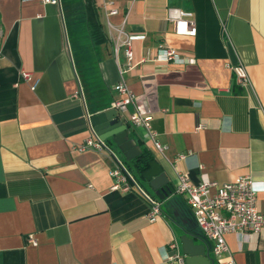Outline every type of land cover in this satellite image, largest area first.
<instances>
[{
	"label": "crops",
	"instance_id": "0c3cea01",
	"mask_svg": "<svg viewBox=\"0 0 264 264\" xmlns=\"http://www.w3.org/2000/svg\"><path fill=\"white\" fill-rule=\"evenodd\" d=\"M112 1L120 9L112 23L126 14V31L137 35L135 67L123 80L146 98L166 150L156 151L126 122L131 106L121 119L167 175L170 193L150 222L141 193L111 190L112 155L78 150L90 136L86 112L110 109L118 98L99 0H61L60 8L0 0V264H179L165 255L183 256L182 235L203 243L174 191L176 171L195 184L249 176L264 212V0ZM169 8L191 14L195 37L174 33ZM162 49L183 62L157 60ZM238 62L250 80L246 89L234 83ZM22 71L32 74L34 90ZM225 241L228 255L213 264L228 256L235 264H264V233L228 234ZM173 242L177 251L169 249Z\"/></svg>",
	"mask_w": 264,
	"mask_h": 264
},
{
	"label": "built area",
	"instance_id": "2783aa9c",
	"mask_svg": "<svg viewBox=\"0 0 264 264\" xmlns=\"http://www.w3.org/2000/svg\"><path fill=\"white\" fill-rule=\"evenodd\" d=\"M38 1L44 5L61 7V0ZM131 1L134 2L135 0ZM99 5L103 11L105 24L113 44L119 75L118 82L113 86L118 98L113 102L112 108L116 109L117 114L121 118L128 111V107L131 106L133 110L126 118V122L133 129L140 131L142 140L150 141L156 151L163 153L166 147L157 141L156 134L151 128L152 110L146 98L132 93L123 80V75L135 67L132 43L137 35L126 31V14L122 15L118 25L112 23L111 19L120 15L119 6L115 1L99 0ZM190 17V13L178 8H169L167 10V20L173 24L174 33L178 36H196V25L190 20ZM119 53L123 55V62L119 60ZM156 58L166 62H183V59L173 49L159 50ZM231 71L237 87L246 89L250 86L248 74L241 62L232 66ZM20 78L30 84L31 90L35 89L36 82L33 81L31 73L22 71ZM85 117L90 136L83 145L78 147V150L92 149L98 152L105 151L112 155L114 164L109 171V176L113 180L111 190L129 192L134 189L141 193L150 205L147 217L150 222H154L156 216L160 213L159 202L142 191L125 164L113 154L105 142L97 138L91 125V115L86 112ZM200 128L201 125L197 126V129ZM175 173L176 184L174 191L190 209L195 223L202 234L203 244L210 258L212 257V261L222 260L228 255L225 241L226 235L245 236L264 233V212L258 210L257 195L249 176H239L230 182L222 184L209 180H203L195 184L187 173L177 171ZM27 242L36 246V241L32 235L27 237ZM169 249L177 251V243H171ZM165 260L184 264V257L177 252L173 255H165ZM221 264H235V262L228 256V259L223 260Z\"/></svg>",
	"mask_w": 264,
	"mask_h": 264
},
{
	"label": "water",
	"instance_id": "95a60500",
	"mask_svg": "<svg viewBox=\"0 0 264 264\" xmlns=\"http://www.w3.org/2000/svg\"><path fill=\"white\" fill-rule=\"evenodd\" d=\"M90 121L97 138L102 142L114 144L125 161H132L142 154L140 146L130 139L131 131L116 109L110 108L93 114ZM142 179L159 200L166 197L169 180L155 160L150 162L148 170L142 173ZM180 244L184 264H213L204 244H195L194 239L187 234L180 237Z\"/></svg>",
	"mask_w": 264,
	"mask_h": 264
},
{
	"label": "trees",
	"instance_id": "16d2710c",
	"mask_svg": "<svg viewBox=\"0 0 264 264\" xmlns=\"http://www.w3.org/2000/svg\"><path fill=\"white\" fill-rule=\"evenodd\" d=\"M87 102H88V98H87ZM96 103H98V102L96 101ZM89 106H90V103H89ZM91 108L94 109V112H97L98 110H100V108H97V107L96 108L91 107ZM139 144H140V142H139ZM140 148L142 150V154L139 157H137L136 159H134L132 161H125V159H124V162H123L125 164L126 168L129 170V172L132 173L134 180L138 184H140V183L138 182L137 179L139 178L140 180L144 181L142 179V173L145 172L146 170H148L149 163L154 161L153 156L151 155V153L147 149H145L143 147H140ZM167 193H170L169 188H167ZM151 196L153 199H156L157 201H159L158 197L155 196L154 193L151 194ZM191 216H192V214H191ZM192 219H193L194 225L197 229V232L193 233V234L194 235L196 234L200 238L201 242L203 243L202 234H201L200 230L198 229L193 216H192Z\"/></svg>",
	"mask_w": 264,
	"mask_h": 264
},
{
	"label": "rangeland",
	"instance_id": "374dc122",
	"mask_svg": "<svg viewBox=\"0 0 264 264\" xmlns=\"http://www.w3.org/2000/svg\"><path fill=\"white\" fill-rule=\"evenodd\" d=\"M82 93H83V95H84V97H85V99H86V101H87V98H86V92H85V89H84V85H83V84H82ZM110 145H111V144H110ZM112 148H113L114 151H116V152L122 157V155L119 153L118 149L116 148V146H115L114 144H112ZM130 174H131L132 178H134L133 175H132V173H130ZM137 180H138V182H139L141 185L144 186V188H145L150 194H153L152 190L147 186V184H146L144 181L140 180L139 178H138Z\"/></svg>",
	"mask_w": 264,
	"mask_h": 264
}]
</instances>
